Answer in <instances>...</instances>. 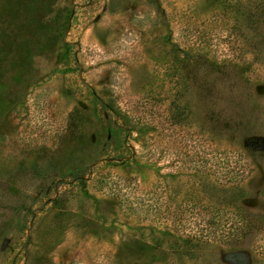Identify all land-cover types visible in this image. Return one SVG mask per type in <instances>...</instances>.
Returning a JSON list of instances; mask_svg holds the SVG:
<instances>
[{"label":"rangeland","instance_id":"rangeland-1","mask_svg":"<svg viewBox=\"0 0 264 264\" xmlns=\"http://www.w3.org/2000/svg\"><path fill=\"white\" fill-rule=\"evenodd\" d=\"M53 2L49 34L0 21L34 41L2 74L0 264H264V0Z\"/></svg>","mask_w":264,"mask_h":264},{"label":"trees","instance_id":"trees-1","mask_svg":"<svg viewBox=\"0 0 264 264\" xmlns=\"http://www.w3.org/2000/svg\"><path fill=\"white\" fill-rule=\"evenodd\" d=\"M53 0H3L1 2V22L7 21V19H22V22L31 25V29L34 31L33 35L37 36L42 31L45 34H49L54 29L53 26L59 22V17L56 11L53 13ZM53 13V14H52ZM58 13V12H57ZM18 19V20H19ZM4 24V23H2ZM6 31L4 27L0 28V106H2L7 99V93L5 91L6 83L3 80L2 74L5 64L10 65V69L13 72L12 81L19 83L24 76L34 70L33 68V51L32 46L34 41L29 40H13L5 41ZM51 40L47 38L46 44H49ZM44 42H40L38 49L44 48ZM10 48L16 53V57L13 60L6 63L10 53ZM97 124L91 119V116L79 107H74L68 114L65 137L68 142L73 143L75 146H84L91 140V132L89 128L96 126ZM102 129V128H101ZM99 135V130L95 131ZM59 214V213H58ZM153 247V252L155 251Z\"/></svg>","mask_w":264,"mask_h":264}]
</instances>
